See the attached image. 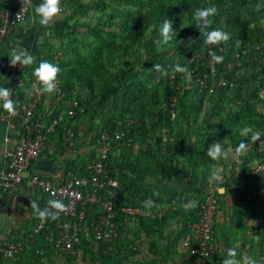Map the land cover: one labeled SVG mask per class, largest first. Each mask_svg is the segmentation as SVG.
<instances>
[{
    "label": "rangeland",
    "instance_id": "rangeland-1",
    "mask_svg": "<svg viewBox=\"0 0 264 264\" xmlns=\"http://www.w3.org/2000/svg\"><path fill=\"white\" fill-rule=\"evenodd\" d=\"M104 1L107 6L101 9L93 8L86 1L61 0L62 19L60 23L46 32L44 41L36 47L32 54L36 57V62L28 66L32 70L39 59H42L57 65L61 71L75 69L77 74H74L73 79L81 81L80 89L89 97L92 91L86 82L90 80L93 81L94 95L102 89L111 91V98L102 117L92 116V105H89L90 113L85 114L84 112L75 121V125L79 126L76 132L80 142L79 150L94 153L100 143L98 134L105 123L112 122V119L121 121V119L129 118L133 115V108L138 100H142L144 106L152 110L154 101L150 96L151 89L156 88L161 98L156 108L163 107L169 111L165 106L166 88L159 84L162 78L168 77L179 91L173 99L176 102V113L179 112L180 116L178 118L177 115L172 114V109L170 110L172 124L162 129L164 137L162 144L166 143L168 136L175 135L179 126L185 125L189 132V140L197 142L201 149L207 151L209 145L219 141L225 149L231 148L235 153V148L239 145L237 141L250 140V137H242L239 131L247 125L261 133V137L255 144H250L243 155L238 156L242 163H234L233 169L239 174L245 167L254 171L258 163L254 161V157L260 159L264 156V149L262 153L257 148L261 146L264 148V130L256 126L261 120L264 121V88H261L258 82V72L264 65V7L258 5L255 8L261 13L257 21L253 23L258 37L253 40V45L250 43L249 50H247L249 56L244 57L245 62L235 61L239 56L236 50L244 48L242 38L230 35L226 43L218 44L222 46L221 50L224 53V60L219 70L218 63L210 55L212 51L202 49L203 47H192L194 39L189 35V29L195 21L183 14V11L178 10L173 2L167 3L168 8L162 5L161 8L163 12H167V19L173 22L177 35H174L167 44L160 43L162 38L159 29L162 20L158 19L145 29L140 42L131 45L126 30L132 23L131 15L134 12L124 11L136 10L144 0ZM205 1L207 3L205 6L217 9L216 15H218V10L225 6L223 0ZM214 16L210 18L211 25L218 24ZM178 22L180 23L177 24ZM110 41L124 43L128 49L110 50ZM161 62L169 64L162 67L166 74L153 69L154 64ZM177 65L186 68L187 71H176ZM200 65L205 67L203 73H201ZM131 82L138 83L142 91L134 101L123 102L120 95ZM258 87L259 97L253 99L251 92ZM184 94V103L180 104V96ZM248 99L255 103V113L243 112L242 108L247 105ZM91 101L94 103L96 97ZM149 134L155 139V132L149 131ZM115 145L113 151L117 156L123 146ZM170 204L166 201L163 203L164 207H169ZM262 223L264 227V220ZM34 225L33 222L31 226L34 227ZM262 226L258 223H251L249 227L247 226L250 228L251 239H257L256 247L260 242L264 244ZM33 227L24 234H15L14 239H20L29 245L17 259H11L5 264L98 263L90 256L81 255L77 256L75 262L70 263L47 241H41L39 236L36 237L35 242H29L28 235ZM258 250L257 248L256 251Z\"/></svg>",
    "mask_w": 264,
    "mask_h": 264
},
{
    "label": "trees",
    "instance_id": "trees-1",
    "mask_svg": "<svg viewBox=\"0 0 264 264\" xmlns=\"http://www.w3.org/2000/svg\"><path fill=\"white\" fill-rule=\"evenodd\" d=\"M84 1L85 0H80V2ZM169 2H173L178 10L183 11V14H186L191 18H193V13L197 8L207 7L205 6L207 5L205 0H144L140 3L139 7L136 8V10L124 11L134 12L131 15L132 23L128 25V29L126 30L127 36L130 38L131 45H135L141 41L144 36L145 29L153 22L158 19L163 21L168 18L167 12H163L161 5L163 7H167V3ZM87 3L93 8L105 9L107 6L104 0ZM223 4L225 6L218 10V15L215 14L216 16H214V19H216L215 22H218V24H212L208 30L218 28L228 32L232 35V37H241L244 42V48L236 50L239 52V56L235 59V61L245 62L244 57L249 56V54H247V50H249L250 43L258 37V32L253 26V23L257 21L259 16H261V13L255 10V8L258 5L264 7V0H223ZM179 23L180 22L177 24ZM194 23L195 22L192 23L189 29V35L194 39L192 47H203L202 49H207L212 51V53H216V55L224 56V53L221 50V45H206L203 43L204 37L201 35L200 30ZM109 43L110 50L128 49L127 45L124 43L115 41H110ZM251 45H253V43ZM40 60L42 59H39V61ZM38 63L36 66H38ZM159 65L166 67L169 64L167 62H161ZM217 66L219 67V70H221L222 63H218ZM35 67H32V70L28 67L31 74H33ZM199 67L201 73H203L205 67L203 65H200ZM74 74H77V71L72 68L66 71H61L57 76L63 90L69 97L76 98L80 105L75 118L72 119V123L75 124V121L78 120L84 112L85 114L90 113L89 105H92V116L98 118L102 117L111 98V91L102 89L98 94L94 95L93 81L90 80L86 82L88 87L91 89L90 91H92L90 92L91 97H89L83 92V90L80 89L81 81L73 79ZM258 77L259 86L264 88V65L258 72ZM159 84L164 85L166 88L165 106L169 109V111L163 107L156 108V106L161 102V98L155 88L150 90V96L154 101V108L152 110L144 106L142 100H138L133 108V115L129 118L121 119V121L118 119H112V122L108 121L104 125L107 127L113 126L114 129H116L122 128L127 124V122L129 123L126 131L127 137L131 140L129 141L126 139L123 141L121 144L123 146L122 151H120L119 155L115 156V166L117 167L116 169L120 182L117 204L120 208L129 205L137 206L141 209V214L135 217L119 210L116 217L119 236L114 242L113 250L108 254L101 253L102 255L96 256L93 248L88 245L89 242L87 239L82 238L84 246L81 248L84 252L89 253L92 258L99 260L104 264L126 263L130 257L129 255L132 254L131 243L135 240L128 238V234H131L132 232L135 238H140L143 231L150 236L158 235L159 237H162L163 231H165L167 227L178 222H182L183 226L181 228V232L177 234L175 240L182 237L188 230L189 222L197 219L200 205L204 202L207 193H210L208 192L210 184L207 183V176L209 175L211 167L213 165L219 166L220 163H223V160L213 161L206 154V150L201 149L200 146H198L197 142L190 141L189 132L185 125L179 126L175 135L173 137L168 136L166 143L162 144L164 141L162 129L172 124L170 110L174 109L175 116L177 115L178 118L180 116L179 112L178 114L176 113V102L173 99V96L178 94L179 91L176 90V85L172 84L168 77L164 79L162 78L159 81ZM141 91L142 87L138 83L131 82L120 95V98L123 102H131L139 97ZM251 95L253 99L258 98L259 87L252 90ZM95 97L96 101L92 103L91 99ZM184 97L185 94L180 96V104L184 103ZM172 105H174V107ZM242 110L244 113L248 114L253 112L255 113L256 105L252 100L248 99L247 105L243 107ZM143 111H145L144 114ZM148 117L150 118L149 121ZM256 126L264 130V121L261 120ZM78 127L79 126L75 125L76 132ZM102 129L98 134L99 137ZM62 131V127H59L57 136L60 139H62L63 136ZM149 131L155 132V139H153V137L149 134ZM240 142L237 141L238 144H240ZM245 142H248V140ZM136 143L140 145L138 157L135 160H131L132 147ZM96 153L97 151L94 153L91 152V154L87 155L84 164L80 165L78 168L81 171H84L87 161L94 157ZM184 178L187 180L184 181ZM165 180L178 181L185 195L189 194L192 197L197 198V208L192 211V214H187L188 212L182 207L169 209L162 215L143 214L144 209L142 207V202L149 196L153 195L154 192H159V195L161 192L165 195L171 193L172 187L166 184ZM234 181L239 185L243 182L250 186H264V171L253 173L251 168L245 167L242 171V176H240V178L235 177ZM216 193L219 196L221 195L219 192ZM154 197L158 198V196ZM140 199L142 200L138 201ZM130 221H134L136 226L135 229L133 228L129 231L127 224ZM49 223L52 227V231H54L55 225L51 217ZM52 231H49V233L51 234ZM37 236L41 238V241H47L54 250L67 258L68 262L72 263L76 261L78 252L76 254L62 253L54 247V243L48 239L46 233L41 232ZM106 247L107 245L102 246L101 250Z\"/></svg>",
    "mask_w": 264,
    "mask_h": 264
},
{
    "label": "built area",
    "instance_id": "built-area-1",
    "mask_svg": "<svg viewBox=\"0 0 264 264\" xmlns=\"http://www.w3.org/2000/svg\"><path fill=\"white\" fill-rule=\"evenodd\" d=\"M85 1L93 3L99 0ZM21 8L20 0H0V43L25 20L31 10V7H26L20 11ZM33 85H36V89L31 95H26L25 90L33 89ZM7 88L12 93L11 99L15 102L16 112L13 115L4 111L0 114V119L19 125L20 133L17 144L4 154V162L0 167V194L13 192L28 181L41 192V200L37 203L39 209L51 211L47 205L51 199H59L67 206L53 220L54 231L49 223L50 217L41 218L34 210L36 225L27 240L34 242L37 235L44 232L60 252L76 254L83 233L88 230L91 241L100 246V253H110L119 236L116 223L119 210L133 217L141 214V209L137 206L120 208L117 204L120 182L113 150L115 144L121 145L126 139L131 140L126 131L129 123L116 129L104 126L96 148L97 153L87 161L84 171L78 168L69 172L64 181L55 182L37 173H30V168L48 149L49 136L57 134L59 127H62V138L67 146L75 145L77 135L72 119L80 108L78 100L67 95L57 78L48 112L41 115L38 109L47 93L38 90L39 83L33 75L27 85L17 76ZM172 114L175 115L174 109ZM139 149L138 143L132 147V150ZM259 149L263 153V146ZM260 171H264V156L253 172ZM219 208L220 196L216 192L207 194L200 205L197 219L189 222L188 230L181 237L183 247L190 255L201 260L199 264H213L212 260L220 252V244L216 238ZM104 245L107 247L101 250ZM26 247L28 245L20 239L0 240V264L17 259Z\"/></svg>",
    "mask_w": 264,
    "mask_h": 264
},
{
    "label": "crops",
    "instance_id": "crops-1",
    "mask_svg": "<svg viewBox=\"0 0 264 264\" xmlns=\"http://www.w3.org/2000/svg\"><path fill=\"white\" fill-rule=\"evenodd\" d=\"M40 2L41 0H32V5ZM32 16L33 8L31 7L28 16L23 21L27 26L21 28L20 22L6 40L0 43V86L7 88L11 80L17 76L22 78L26 85L29 83L33 74L29 71L28 66L22 67L20 64L14 67L10 66V58L7 56L10 47H22L33 54L36 47L44 41L46 32L60 23L62 12L47 27H42L38 20L33 23ZM50 98L51 94L47 93L44 102L40 104L38 112L41 115L47 114ZM4 111L0 107V114ZM19 133V125L0 119V167L3 165L6 150L13 148L17 144ZM79 143V138L77 137L75 145L68 147L63 138L60 139L57 134L50 135L48 149L32 164L30 173H37L55 182L64 181L68 173L83 165L86 156L92 152L88 150L87 152L80 151ZM138 153L139 150H132L131 160H135L138 157ZM260 159L254 157V161L259 162ZM236 162L242 163V160L238 157L230 158L227 161L223 160V163L218 166L224 171L222 173L223 181L218 183V185H210L208 191L221 194L216 225V238L220 244V252L212 260L213 264H221L222 256L226 254L227 249L230 247H236L238 252H246L257 260L264 261V256H262L264 244L262 245L260 242L259 246L256 247L257 239H251L250 228H247L251 223L263 225L264 186H250L243 182L240 185L236 184L234 178H240V174L243 171L240 174L238 171H234L233 164ZM183 180L186 181L187 179L184 178ZM165 182L172 187L170 194L165 195L161 192L158 198L153 195L148 197L152 198L156 205L151 210L152 215H162L169 209L180 208L181 204L187 200L198 201L197 198L189 194L185 195L178 181L165 180ZM40 200L41 192L28 181H25L13 192L0 194V240L14 238L15 234L26 233L29 228L33 227L31 226L33 222L36 225V217L34 216V209L31 207V201H35L37 204ZM165 201L171 203L169 207H164L163 203ZM196 208L187 211V214H192V211ZM135 226L134 221H130L127 224L129 231L133 228L135 229ZM182 226V222H178L167 227L163 231L162 237L158 235L150 236L143 231L140 238H135L133 232H130L131 234H128V238L135 240L131 243L132 254L129 255L130 257L125 264H198L201 260L187 252L181 243V237L175 240L177 234L181 232ZM83 234V238H86L89 242L88 245L93 248L94 254L96 256L102 255L99 251L100 246L91 241L92 237L89 231L86 230ZM82 246H84V243L81 238V243L78 245L77 250L78 255L91 257L89 253L84 252L81 248ZM257 248L261 254L256 251ZM60 255L63 256L62 254ZM96 261H98L97 264H104L99 260Z\"/></svg>",
    "mask_w": 264,
    "mask_h": 264
},
{
    "label": "clouds",
    "instance_id": "clouds-1",
    "mask_svg": "<svg viewBox=\"0 0 264 264\" xmlns=\"http://www.w3.org/2000/svg\"><path fill=\"white\" fill-rule=\"evenodd\" d=\"M22 8L20 11L25 10L26 7L33 8L32 22H37L42 27H47L61 12V0H41L39 4L32 5V0H20ZM217 12L215 7H201L197 8L193 13V18L196 27L200 30L201 35L204 37L203 43L206 45H218L220 43H226L230 39V34L222 29L214 28L208 30L211 26L212 21L210 17L214 16ZM19 19V16H18ZM27 25L21 21L20 27L25 28ZM160 37L162 38L159 42L167 44L169 43L174 35H177L175 29L173 28V22L169 19H164L161 22L159 29ZM212 59L216 63H222L224 57L221 55H216L215 53H210ZM10 66H16L20 64L22 67L31 66L36 62V57L33 56L27 49L11 46L9 54ZM153 69L161 74H166L159 64H154ZM176 71L186 72V68H182L179 65L176 66ZM60 68L47 61L40 60L38 66L33 70V76L39 83V91L41 93L51 94L56 89L57 76L60 73ZM36 89V85H33V89H26L25 94L31 95L32 91ZM11 91L3 86H0V107H2L9 114H15L16 105L11 99ZM240 135L242 137H250L248 142L241 140L240 144L235 148V154L231 148L225 149L224 146L219 142L215 141L209 145L206 154L213 160L219 161L221 159L227 161L230 158H235L243 155L249 148L250 144H255L260 140L261 133L255 131L252 127L245 125L240 130ZM223 181L222 170L217 165H213L207 176V183L210 185L218 184ZM154 196H159V192H154ZM48 210H41L38 208L35 201H31V207L37 212L41 217H51L55 220L60 212L66 210V205L59 199H51L47 202ZM155 201L152 198H147L142 202V207L144 209V215H150L151 210L155 207ZM181 207L185 211L192 210L197 207V202L195 200H187L181 204ZM221 264H264V261L257 260L253 256L246 252H238L236 247H230L227 249L226 254L222 256ZM199 264V262H198Z\"/></svg>",
    "mask_w": 264,
    "mask_h": 264
}]
</instances>
